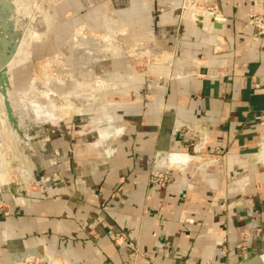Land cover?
Here are the masks:
<instances>
[{"label":"crops","instance_id":"0c3cea01","mask_svg":"<svg viewBox=\"0 0 264 264\" xmlns=\"http://www.w3.org/2000/svg\"><path fill=\"white\" fill-rule=\"evenodd\" d=\"M181 1L149 9L177 26L166 50L197 61L155 100L118 99L95 141L55 136L43 164L22 170L46 191L7 193L0 264H264V36L247 24L264 0H211L226 18L211 33L207 12L202 29L180 17ZM171 167V184H149Z\"/></svg>","mask_w":264,"mask_h":264},{"label":"rangeland","instance_id":"374dc122","mask_svg":"<svg viewBox=\"0 0 264 264\" xmlns=\"http://www.w3.org/2000/svg\"><path fill=\"white\" fill-rule=\"evenodd\" d=\"M203 1L182 0L188 13L181 9L178 11L182 14L180 17L189 19L187 14L196 15L197 10L199 15L204 17L202 12L205 11L192 6L193 3L203 6ZM154 2L157 4V0H23V3L21 0H0V67L3 66L4 70L7 62L16 56H22V43L26 47L24 54H29L20 64L10 67L5 73L7 75L0 69V212L9 208L5 201L8 192L16 195V191L20 189L24 194L36 191L45 194L43 184L32 180L23 181L22 170L28 171L35 165L36 169L40 163L43 164L40 153L42 150H53L55 136L65 138L70 131L86 142L95 141L92 137L96 133L102 129H110L113 125L111 121L105 122V116H113L117 109H120L118 99L137 97L144 100L154 97L155 100L162 94L163 85L178 78L184 61H197L177 58L166 50L162 36L168 32L172 34L177 26L171 23L168 26L161 24L157 18L163 14L161 7L156 6L154 12L150 11ZM158 2L160 3V0ZM8 3L12 5L11 11L10 7L8 9ZM151 14L155 21L154 26L149 27L146 18H151ZM38 20L46 30L45 39L31 42L27 48L28 42L23 41V35L27 33L30 23H36ZM81 27L87 28L94 35L111 36L129 50L145 43L172 55L168 76L162 75L160 67L156 66L157 58H150L148 55L133 56L126 59L125 64H120L121 68L131 66V84L135 87L133 90L119 92L108 88L102 92V89L93 88L95 96L98 92L103 93L101 97H104L107 104L95 103L99 118L104 121L98 126L84 121V115L77 114L70 106L62 111L60 118L56 117L55 110L51 113V106L39 103V97L46 93L36 86L39 84L47 87L55 97L61 98L62 102H66L67 97L75 94L78 87L70 77L71 71L59 60L76 39V33ZM118 62L119 60H113L105 68L102 67L101 71L115 68ZM194 69L197 71L198 68ZM129 86L126 85V88ZM49 115L52 116L51 119H47Z\"/></svg>","mask_w":264,"mask_h":264},{"label":"bare ground","instance_id":"6f19581e","mask_svg":"<svg viewBox=\"0 0 264 264\" xmlns=\"http://www.w3.org/2000/svg\"><path fill=\"white\" fill-rule=\"evenodd\" d=\"M12 1L16 2V0ZM19 1L20 0H17V2ZM21 1L23 3V0ZM10 4L11 3H8V9L10 7L11 11L12 5ZM195 12L197 13L196 15H199L200 13L198 10ZM202 13L204 15V17L202 16L203 26H205L207 22V13ZM35 17L33 19H35ZM40 17L41 15L39 16V18ZM42 26L43 24L39 20L36 23H30L27 33L24 34L22 38L23 41L27 40V48H29L31 42H38L45 39L46 30ZM75 37L76 39L72 41L71 46L68 47L66 50L65 48L63 49L65 50V52L59 60L65 63L66 67L69 68L71 71V73H69L70 77L74 79L78 87V89L75 87L77 89L75 94H72L71 96L67 97V100L66 102L64 101V103L62 102L61 98H57L58 96L55 97L54 93L51 92L47 87L40 86L39 84L36 85L38 89H42L43 92L46 93L43 94L44 96L42 95V97H39V103L41 105L51 106V113L53 114V110H55L54 112L56 117L60 118L62 115V111L64 112L70 106L71 109L74 108L77 114H83L85 121H89L90 123L95 124V126H98L100 124V118L99 114L97 113L96 107H94L95 103L104 102V104L107 105L104 97H101V94L103 95L102 92H104L108 88H114L115 91L117 90L119 92L124 89L132 88L131 83L133 82V76L131 75V66L126 65L125 67L121 68L120 64L124 63L126 59H130L133 56L145 57L148 55V57L150 58H157L158 62L156 63V66L160 67L159 69L163 73H161L162 75L168 76L170 65L172 64L171 57L164 54V52H161L153 45H145V43L138 44L137 47H134L136 49L129 50L127 49L128 47H125L120 43L118 44L114 39L111 38V36L109 37L107 35H94L85 27H81L80 30L76 33ZM25 48V45L22 43V45L20 46V50L23 52L22 56L24 55V58L22 56L14 57L12 60L6 63L4 70L2 68L3 66L1 65L2 67H0V69L3 70L4 74L10 70V67L12 68L20 64L22 60L27 59L26 55L28 56L29 54H24ZM7 59L9 60L10 58ZM113 60H119L118 65H116L115 68L110 67V69H108L107 71H101L102 67L105 68L108 63L112 62ZM185 73H189V71ZM134 74L135 73H133V75ZM126 85L130 86L126 88ZM93 88L102 89V92H98V94L95 96L93 93ZM0 105H2L1 102ZM43 111L44 110H42V112ZM51 118L52 116L47 119Z\"/></svg>","mask_w":264,"mask_h":264},{"label":"built area","instance_id":"2783aa9c","mask_svg":"<svg viewBox=\"0 0 264 264\" xmlns=\"http://www.w3.org/2000/svg\"><path fill=\"white\" fill-rule=\"evenodd\" d=\"M207 4V8L203 11L207 12L210 15L209 22L211 26V32L217 30L214 27V24H220L226 22V18L222 15L216 8V6L212 5L211 0H204ZM186 9V8H184ZM248 26L254 31L255 39L264 36V16L251 14L247 18ZM207 32V31H206ZM209 32V33H211ZM208 33V32H207ZM259 121H264V115H260L256 118ZM173 181V168H168L165 170H159L154 168L149 175V184L154 187H166L171 184ZM117 239L119 241H123L121 235H117ZM136 254V252L134 253ZM27 264H41L38 260L32 259L27 262Z\"/></svg>","mask_w":264,"mask_h":264},{"label":"water","instance_id":"95a60500","mask_svg":"<svg viewBox=\"0 0 264 264\" xmlns=\"http://www.w3.org/2000/svg\"><path fill=\"white\" fill-rule=\"evenodd\" d=\"M192 18L194 20L196 27L199 29H202L203 28V17L200 15H193ZM214 27L216 29H219L221 27V25L220 24H214Z\"/></svg>","mask_w":264,"mask_h":264}]
</instances>
